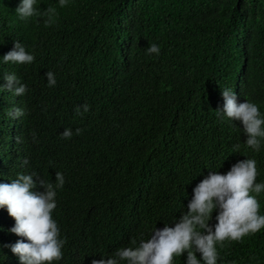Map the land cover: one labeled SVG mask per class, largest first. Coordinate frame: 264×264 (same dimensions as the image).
<instances>
[{"label":"trees","instance_id":"obj_1","mask_svg":"<svg viewBox=\"0 0 264 264\" xmlns=\"http://www.w3.org/2000/svg\"><path fill=\"white\" fill-rule=\"evenodd\" d=\"M20 3L0 0V85L14 73L27 86L22 96L0 87V182L63 173L52 215L66 243L53 264H91L148 239L187 211L209 171L248 157L264 182V142L248 148L242 123L216 113L230 88L264 116V0H36L40 12L56 8L49 26L21 19ZM15 40L31 64L3 62ZM16 107L19 118L8 115ZM257 199L264 215V192ZM14 224L0 208V264H21L8 247L21 239ZM217 249V264H264V229Z\"/></svg>","mask_w":264,"mask_h":264},{"label":"clouds","instance_id":"obj_2","mask_svg":"<svg viewBox=\"0 0 264 264\" xmlns=\"http://www.w3.org/2000/svg\"><path fill=\"white\" fill-rule=\"evenodd\" d=\"M67 2L59 0L60 7L67 6ZM35 5L36 0H21L15 11L23 20L40 16L46 18V26L54 23L55 7L50 6L40 12ZM147 51L159 54L160 49L151 44ZM34 59L19 40H15L14 47L3 55L5 64H31ZM46 77L48 85L55 86V74L48 71ZM3 78L7 84L0 87L14 96L26 93L27 86L14 73H6ZM222 97L224 103L216 108L217 117L240 121L247 136L246 146L259 152L264 142V116L259 106L248 99L238 102L237 93L230 88L222 89ZM89 108L87 104L77 105L75 112L82 115ZM8 115L19 118L23 111L16 107L10 109ZM81 131L76 129V134ZM72 135L70 128L61 133L65 139ZM234 147L239 151V144ZM23 163L27 164L28 160ZM257 175V161L248 157L233 164L227 173L209 171L193 189L194 195L187 204V211L182 212L178 219L165 223L162 228L155 227L148 239L137 242L133 238L130 246H121L110 257L93 259L91 264H174L175 258L184 257L185 253L184 264H217L218 243L241 241L243 237L264 229V215L260 214L257 199L264 192V182L257 183ZM64 184L65 177L61 172L55 173L54 183L41 179L36 173H18L11 183L0 182V208L6 207L15 220L9 231L21 237L8 247L21 264H53L63 258L62 248L66 240L61 238L60 228L52 214L57 207V189ZM38 188H43V191L36 190ZM214 211L217 213L216 223L211 224Z\"/></svg>","mask_w":264,"mask_h":264}]
</instances>
